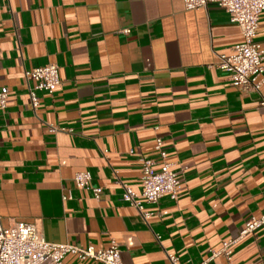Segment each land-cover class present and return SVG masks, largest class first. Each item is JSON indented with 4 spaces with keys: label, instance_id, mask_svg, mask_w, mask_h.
<instances>
[{
    "label": "crops",
    "instance_id": "obj_1",
    "mask_svg": "<svg viewBox=\"0 0 264 264\" xmlns=\"http://www.w3.org/2000/svg\"><path fill=\"white\" fill-rule=\"evenodd\" d=\"M242 41L215 2L0 0V216L34 223L48 242L104 248L124 264H264V225L224 241L264 213V107L214 66ZM264 50V11L255 37ZM54 63L60 83L30 105L25 71ZM264 65V61H263ZM31 84V82H30ZM70 129L50 131L48 125ZM179 179L176 200L122 201L139 190L155 139ZM87 170L99 198L78 189ZM61 264H101L66 254Z\"/></svg>",
    "mask_w": 264,
    "mask_h": 264
},
{
    "label": "built area",
    "instance_id": "obj_2",
    "mask_svg": "<svg viewBox=\"0 0 264 264\" xmlns=\"http://www.w3.org/2000/svg\"><path fill=\"white\" fill-rule=\"evenodd\" d=\"M215 2L228 14L229 20L240 27L242 41L236 44L230 53L217 54L214 66L228 73L229 82L240 91H257L264 82V50L255 41L259 27L260 15L264 11V0H183L187 10L205 7ZM28 85L30 105L34 111L39 106L38 92L52 94L60 83L58 67L54 63L33 67L25 71ZM31 82V84H30ZM7 90H0V107L6 106ZM259 105L264 107V93L261 94ZM50 131L68 130L53 124L48 125ZM163 141L155 139L154 149L157 158L140 157V189L134 190L127 183L117 180L122 187L121 199L138 210L144 219L151 212L145 205L155 204L164 196L172 200L178 197L179 179L172 163L165 160L166 154L162 149ZM92 176L89 171H78L73 181L78 189L90 190L93 197L98 199L100 189L91 184ZM264 225V213L260 217H250L244 222L236 239L223 242L220 251L212 255L224 254L228 259L231 246L249 233H253ZM66 254H73L79 260L91 259L101 264H124L120 258L118 244L111 240L104 248L93 246L78 247L71 244L48 242L34 223L13 221L7 225L2 223L0 216V264H61ZM171 264H177L178 257L167 254ZM229 264H232L229 262Z\"/></svg>",
    "mask_w": 264,
    "mask_h": 264
}]
</instances>
